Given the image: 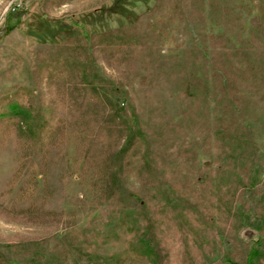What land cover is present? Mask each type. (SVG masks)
<instances>
[{
  "label": "rangeland",
  "instance_id": "1",
  "mask_svg": "<svg viewBox=\"0 0 264 264\" xmlns=\"http://www.w3.org/2000/svg\"><path fill=\"white\" fill-rule=\"evenodd\" d=\"M263 195L264 0H0V264H264Z\"/></svg>",
  "mask_w": 264,
  "mask_h": 264
},
{
  "label": "trees",
  "instance_id": "2",
  "mask_svg": "<svg viewBox=\"0 0 264 264\" xmlns=\"http://www.w3.org/2000/svg\"><path fill=\"white\" fill-rule=\"evenodd\" d=\"M87 51V55L90 54L89 52V49L86 50ZM88 58V57H87ZM84 64H86V62H84ZM83 65V68L86 69L89 65L88 63L86 64V66ZM88 65V66H87ZM85 71V70H84ZM86 72V71H85ZM114 91H118L115 87L113 89ZM9 107H8V111H9V116L14 118V117H17L18 118V121H17V124H18V127L20 129H25L24 131H30L29 130V122H30V115H31V112L30 110L27 108V107H23L22 105H19L17 104L16 102H14L12 100V97L9 96ZM107 101V100H106ZM108 102L110 103V100H108ZM120 101L117 102V101H114V104L115 106H113V108L111 107L112 111L115 112V114H123L122 109H121V106H120ZM122 104V103H121ZM32 110H34L32 108ZM126 143L124 144V147H123V150L127 149L128 146L133 143V141L136 139V137L138 136L137 134L139 133L138 129H137V126H136V122L134 121L132 126H130L128 124V122L126 121ZM129 135V136H128ZM38 137V136H37ZM261 201H264V195H263V198L261 199ZM145 203V202H143ZM150 225V223H148ZM259 224V223H258ZM257 228V226H256ZM148 233V235L146 236H149V235H153L154 234V231L152 232V230H148V227H147V232L146 234ZM142 238H140L141 241H144L143 243V249H149V254H152V250H151V246H150V243L148 244L146 242V239L144 237V234L141 236ZM154 239H155V236H154ZM147 243V244H145ZM261 257H262V254L261 252L259 251V248H253L249 255H248V258H247V261H246V264H261ZM2 261V260H1Z\"/></svg>",
  "mask_w": 264,
  "mask_h": 264
}]
</instances>
